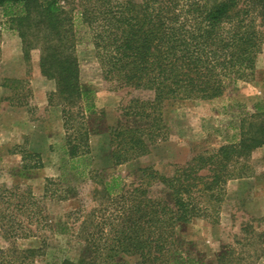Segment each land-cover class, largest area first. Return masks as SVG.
<instances>
[{"label": "trees", "instance_id": "16d2710c", "mask_svg": "<svg viewBox=\"0 0 264 264\" xmlns=\"http://www.w3.org/2000/svg\"><path fill=\"white\" fill-rule=\"evenodd\" d=\"M64 1L75 4L0 0V9L15 27L25 59L30 51H40L41 75L55 83L50 97L59 100L68 164L79 177L94 173L88 126L96 109L93 90L80 82L78 29L88 32L102 78L113 90L151 95L132 98L126 107L124 115L133 120V127L110 130L113 166L144 157L152 146L167 141V103L213 101L230 86L250 79L264 45V0H85L69 11L61 6ZM7 82L19 83L5 81L7 87ZM76 117L80 121L74 128ZM252 119L259 122L241 126L237 143L199 154L171 176L144 168L140 182L128 190L120 186V178L101 182L105 196L118 206L115 214L87 233L84 252L89 258L62 264H128L126 257H136L140 264H199L184 255L186 244L178 228L204 218L222 202L228 181L248 175L243 162L264 145V107H257ZM19 154L22 177L43 168L39 154ZM52 183H47L45 195ZM154 188H159V195L151 194ZM13 196L0 189V205L6 206L0 210L5 237L24 230L15 228V211L36 216L31 213L36 202L29 193H22L26 201L8 212ZM40 253L0 249V264H33Z\"/></svg>", "mask_w": 264, "mask_h": 264}, {"label": "rangeland", "instance_id": "374dc122", "mask_svg": "<svg viewBox=\"0 0 264 264\" xmlns=\"http://www.w3.org/2000/svg\"><path fill=\"white\" fill-rule=\"evenodd\" d=\"M72 1L78 4L85 0ZM75 4L64 1L61 6L66 11L72 7L77 10ZM14 28L0 9V189L14 195L8 212L17 209L22 193H29L36 202L31 211L36 216L15 211V228L19 225L24 230L5 237L0 226V249H39L41 253L32 259L33 264H62L64 260L78 263L89 258L84 249L86 237L93 232L91 227L115 214L118 207L105 196L101 182L120 178V186L128 190L140 182L139 171L144 168L171 176L176 167L197 155L237 143L241 126L259 122L252 117L257 107H264V45L250 79L230 86L213 101L167 103L163 111L167 141L152 146L144 157L113 166L110 130L133 127V120L124 115L126 107L132 98L150 99L151 95L113 90L102 78L88 32L80 28L76 46L79 77L94 92L96 115L88 126L90 170L94 173L79 177L70 170L66 157L67 136L59 100L50 97L55 83L41 75L38 49L30 51L25 59ZM5 81L19 83L7 82V87ZM79 121L76 117L71 125L75 128ZM22 150L39 154L43 168L22 177ZM243 164L248 175L226 183L219 206L209 209L204 218L178 228L186 244L184 255L199 264H264V145ZM49 181L53 183L48 184L45 195ZM159 193V188L152 189L153 196ZM4 207L0 205V210ZM125 260L140 264L136 257Z\"/></svg>", "mask_w": 264, "mask_h": 264}]
</instances>
